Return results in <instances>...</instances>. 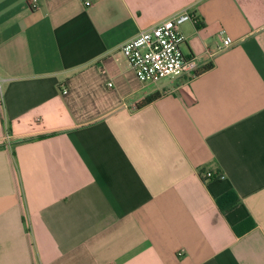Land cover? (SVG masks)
I'll return each mask as SVG.
<instances>
[{
	"label": "crops",
	"instance_id": "0c3cea01",
	"mask_svg": "<svg viewBox=\"0 0 264 264\" xmlns=\"http://www.w3.org/2000/svg\"><path fill=\"white\" fill-rule=\"evenodd\" d=\"M185 8L199 73L142 82ZM0 78V264H264V0H0Z\"/></svg>",
	"mask_w": 264,
	"mask_h": 264
},
{
	"label": "built area",
	"instance_id": "2783aa9c",
	"mask_svg": "<svg viewBox=\"0 0 264 264\" xmlns=\"http://www.w3.org/2000/svg\"><path fill=\"white\" fill-rule=\"evenodd\" d=\"M91 2L88 1L87 4ZM31 6L37 7L38 0H31ZM197 22V18L188 8L173 14L156 25L142 29L136 36L121 45V51L142 82H158L175 76L195 77L200 69L199 58L187 55L183 46L187 41L181 27L185 22ZM222 44L214 54L233 44L231 36L221 31ZM1 84V78H0ZM112 85V83H109ZM67 88H63L66 93ZM205 178L214 177L212 170L204 172ZM220 177H224L221 174Z\"/></svg>",
	"mask_w": 264,
	"mask_h": 264
},
{
	"label": "trees",
	"instance_id": "16d2710c",
	"mask_svg": "<svg viewBox=\"0 0 264 264\" xmlns=\"http://www.w3.org/2000/svg\"><path fill=\"white\" fill-rule=\"evenodd\" d=\"M207 67H205L204 69H206ZM155 97L156 96H150V97L146 98L141 103H139L138 106L141 107L143 105H146L147 103H149L150 101H152ZM238 201H239V197H237L235 195V193H233V192H227L226 194H224L218 200V202H219L222 210L230 209L232 206L236 205L238 203Z\"/></svg>",
	"mask_w": 264,
	"mask_h": 264
}]
</instances>
